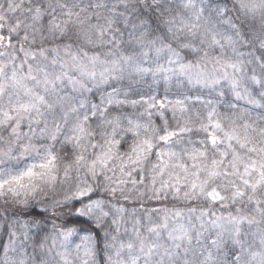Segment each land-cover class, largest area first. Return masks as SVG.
Masks as SVG:
<instances>
[{"label": "clouds", "instance_id": "obj_1", "mask_svg": "<svg viewBox=\"0 0 264 264\" xmlns=\"http://www.w3.org/2000/svg\"><path fill=\"white\" fill-rule=\"evenodd\" d=\"M0 264H264V0H0Z\"/></svg>", "mask_w": 264, "mask_h": 264}]
</instances>
